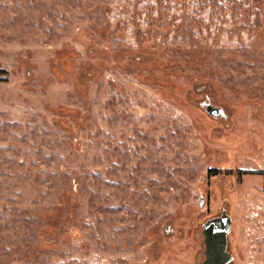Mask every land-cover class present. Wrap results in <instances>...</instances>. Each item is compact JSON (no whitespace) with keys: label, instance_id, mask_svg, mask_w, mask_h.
Segmentation results:
<instances>
[{"label":"rangeland","instance_id":"374dc122","mask_svg":"<svg viewBox=\"0 0 264 264\" xmlns=\"http://www.w3.org/2000/svg\"><path fill=\"white\" fill-rule=\"evenodd\" d=\"M225 210L264 264V0H0V264H202Z\"/></svg>","mask_w":264,"mask_h":264},{"label":"water","instance_id":"95a60500","mask_svg":"<svg viewBox=\"0 0 264 264\" xmlns=\"http://www.w3.org/2000/svg\"><path fill=\"white\" fill-rule=\"evenodd\" d=\"M206 108V113L213 117L225 115L222 108L213 107L210 104H202ZM203 204V203H202ZM233 220L227 211H223L221 216L207 221L203 225V235L205 243V261L202 264H231L234 256L229 252V235L232 231Z\"/></svg>","mask_w":264,"mask_h":264},{"label":"flooded vegetation","instance_id":"af4514ba","mask_svg":"<svg viewBox=\"0 0 264 264\" xmlns=\"http://www.w3.org/2000/svg\"><path fill=\"white\" fill-rule=\"evenodd\" d=\"M205 104H206V103H205ZM218 117H224V118H225L226 116H225V115H220V116H218ZM218 117H216V118H218Z\"/></svg>","mask_w":264,"mask_h":264}]
</instances>
